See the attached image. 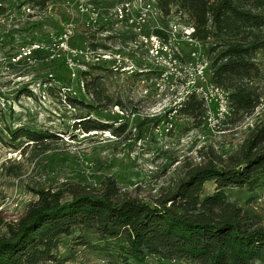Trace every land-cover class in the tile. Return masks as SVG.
<instances>
[{"label": "rangeland", "instance_id": "rangeland-1", "mask_svg": "<svg viewBox=\"0 0 264 264\" xmlns=\"http://www.w3.org/2000/svg\"><path fill=\"white\" fill-rule=\"evenodd\" d=\"M123 1L49 0L41 11L28 0H2L6 12L0 14V132L7 142L11 141L3 133L7 125L50 129L63 137L43 152L25 138L17 141L18 149L0 141L1 232L5 231L6 223L18 221L26 213L37 198L34 189L39 186L89 188L112 176L120 187L149 200L163 190L174 189L184 176V165L200 161L201 149L213 147L225 157L238 153L256 122L264 119L262 81V102L252 114L232 113L220 126L212 127L206 120L198 123L173 110L170 121L166 118L158 125L148 123L142 137L135 139L137 120L133 108H138L137 115L153 117L183 101L195 88L209 85L210 79L204 63L208 60L206 45L189 37L187 28L192 25L185 17L159 15L155 20L154 13L147 12L146 21H138L143 23L141 31L134 20L135 11L132 12L139 6V0H130L129 15L117 16L115 10ZM95 10L97 17L93 14ZM106 19L109 30L98 36L110 48L94 51L85 41V30L91 28L88 26H104ZM154 23L167 26L171 38L166 47H158L150 56L147 49L152 42L143 44V40ZM35 49H40L45 57L34 55ZM54 53L60 58H74L73 65L53 72L60 63L50 64ZM100 58L113 68L106 80L108 91L126 102L129 114L113 107L91 116L114 124L127 122L128 133H132L130 139L118 138L108 130L84 132L74 128V118L82 111L68 105L65 95L83 96L80 70L87 62ZM257 58L264 67V50L257 53ZM141 64L148 66L144 70L157 73L137 75L142 71L138 67ZM47 78L51 81L47 82ZM18 162L21 166L15 167L17 172H9ZM214 187L212 182L207 183L206 192H212ZM228 197L255 212L264 222L263 189L234 188ZM40 264L109 262L98 251L81 246L74 249L70 240L63 238L57 261ZM146 264L160 263L152 257Z\"/></svg>", "mask_w": 264, "mask_h": 264}, {"label": "trees", "instance_id": "trees-1", "mask_svg": "<svg viewBox=\"0 0 264 264\" xmlns=\"http://www.w3.org/2000/svg\"><path fill=\"white\" fill-rule=\"evenodd\" d=\"M48 1L28 0L41 11ZM149 1L156 10L155 20L159 15L167 18L179 14L194 27L192 39L206 45L209 84L228 92L232 113H254L262 102L264 81L263 63L257 58V53L264 50V0H145ZM142 10L136 7L135 17ZM5 12L0 0V14ZM108 23L106 19L104 26H88L91 28L85 30V41L92 50L110 48L98 36L109 30ZM152 25L148 35H157L169 44L171 31L167 26ZM33 52L45 57L40 49ZM51 59V65L60 62L53 72L69 66V57L54 53ZM108 65L101 58L87 62L80 70L83 96L66 94L64 99L82 111L74 118L75 129L108 130L118 138L130 139L127 122L114 124L91 116L113 107L129 114L126 102L108 91L106 80L113 72ZM138 67L142 69L139 76L157 73L144 70L148 66L142 64ZM189 93L183 101L153 117L137 115L138 108H133L135 139L142 137L148 123L158 125L166 118L170 121L173 110L202 123L207 113L205 100L195 90ZM3 133L11 139L7 142L0 132V141L6 146L18 149L17 141L25 138L41 152L63 137L50 129L25 125H7ZM199 154V162L184 165V176L174 189L163 190L149 200L120 187L112 176L89 188H35L37 198L26 213L0 231V264L57 261L63 238H68L74 249L81 246L98 251L109 264H146L152 257L160 264H264V222L228 197L230 190L244 186L264 191V119L256 122L238 153L225 157L210 147ZM15 165L9 172L16 173L15 167L21 166L20 162ZM209 182L215 186L212 192H206Z\"/></svg>", "mask_w": 264, "mask_h": 264}, {"label": "built area", "instance_id": "built-area-1", "mask_svg": "<svg viewBox=\"0 0 264 264\" xmlns=\"http://www.w3.org/2000/svg\"><path fill=\"white\" fill-rule=\"evenodd\" d=\"M138 2H139V6L137 7H142L143 10H142V13L138 17H134V20L136 24L138 25V28H140L141 30V25L143 23L142 22L139 23L138 21L140 19L146 21L147 12L154 13V11L152 10H155V7L153 6V2L151 1L145 2V0H139ZM130 10H131V1L125 0L122 2V4H120V6L117 7V9L115 10V13L117 14V16H120V15L125 16V15L130 14ZM93 14L96 15V17L98 15L97 11L93 12ZM94 19L97 20L95 17ZM193 32H194L193 26H190L187 28V33L189 37H191ZM148 41L152 42L151 47H148L150 56L152 55V53L158 50V47L164 48L168 45V44H165L159 36L154 35V34H151L149 36H144L143 44L148 43ZM74 51L76 52L77 50H74ZM68 61H69V65L71 64L73 65V60L71 57H69ZM204 63H206L207 65L206 61ZM195 91L205 100V103L207 106V113L205 114L204 120L209 122L210 126L212 127L220 126V124L223 121H225L229 117V115L232 114L228 92L225 91L223 88L216 86L214 84H209L204 87L200 86L198 88H195ZM169 124L170 125L168 129H170V127L172 126L171 123Z\"/></svg>", "mask_w": 264, "mask_h": 264}]
</instances>
